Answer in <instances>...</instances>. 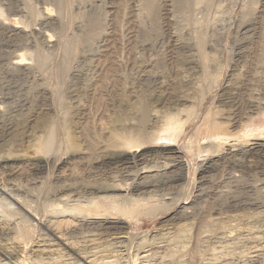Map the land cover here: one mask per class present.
Instances as JSON below:
<instances>
[{
	"label": "rangeland",
	"instance_id": "374dc122",
	"mask_svg": "<svg viewBox=\"0 0 264 264\" xmlns=\"http://www.w3.org/2000/svg\"><path fill=\"white\" fill-rule=\"evenodd\" d=\"M179 1L180 0H158L159 17L155 24L154 20L151 17L152 15H150V13H148L145 8L144 0H61V12L58 9L57 0H0V8L2 9V11L4 10L3 16L0 15V107L2 106V109L0 108V149L8 150L10 146V151L14 149V151H16L15 154L18 153L19 155L22 150V155L26 154L25 156H30V151L31 155H33L32 152L34 150L32 151V148L34 149V147L32 144H34V141L36 139L38 140V137H43V133L41 132L42 127L39 126L40 119L43 118L42 116L47 114L48 116L50 115L49 117L51 119H54L56 121L58 120V122H60V120L63 118L62 114H66V110H68V116L64 117L68 124V132H66L68 137L66 133L62 131L57 135V138L54 142L55 144L53 145V148H51V155L53 158H55V156L58 157V155L62 157L63 155V159L66 160L71 155H73L74 146L76 148L79 147L80 150L83 149L80 147L82 146L81 144L79 146L76 145L77 142H80V140L77 139L80 135L77 134V130L78 126L81 125V123H86L89 120L93 123L96 122L94 124L98 125L97 121H99V123L101 124H104L106 123L105 121H107V123L104 124L105 126L107 125V128L109 127L110 122L112 121L111 119L115 117L116 113L118 114L122 111L125 112L126 110L130 114V112H132V109L130 108V106L128 109L127 106L130 105V103L137 101L138 97H144L145 95L147 99L151 101L158 96L160 97L162 95L164 97L168 95L170 86L175 85V81L183 82L185 80L186 82H191L194 79L195 81L199 80L200 75H197L199 74L198 68H196V65H194V63L192 62L200 55H203V53H205L204 55H212L216 57L218 62L216 63V66L219 64V66H217L219 69H216L223 72V74L218 87L210 89L212 91L208 93V101L205 102L202 111L201 107L199 108L198 115L201 116L200 118L202 119L207 105L209 106L212 101L213 102L211 106L216 108L218 106L217 104H219V101H217V99L222 95V90L228 88L229 84V86L233 85V80L231 81L232 84L230 83V80L232 78V75H234V65L236 63H239V70L237 71L243 72L240 66L244 67L243 64H245L248 58V54H256L258 52L260 53V51L264 53V0H203L202 2H200V4H196V0H187V7L181 6V4H179ZM47 5H52L51 7L54 8L55 15L53 16V18L55 19L51 20L42 17L43 10ZM31 9H34V11L36 13L38 12L37 14L40 15L31 16L29 12ZM250 9H253L250 11V13H254L250 16H247L249 14L248 10ZM14 18H17L22 22V24L20 23V25H23L24 23L23 27L25 26V32L22 33L14 29ZM49 30L50 32L52 31L53 33H55L56 42H53L54 44L47 43L45 39L44 32ZM201 36H204L205 42V44L203 45V49L201 48V51H205H203L202 54L200 53V47L198 48V46H200L198 41ZM64 37L68 38L70 43L69 45L72 47V49H70L71 47L69 48L70 51L68 50V55V52H66L62 44L58 42L61 38ZM38 48H42V50H44V52L48 54V60L46 61L47 63L41 70V67L36 64V57H33L36 53L35 50L37 51ZM21 51H28L31 53L34 52V54H31L27 59L30 65H27V67H22V69H16L12 66L11 62L17 55V53ZM60 66L64 67L63 71L61 70ZM229 88H232V86ZM161 91H163L164 93H162ZM231 91L233 92L235 91V89H232ZM93 95L94 97L96 95H98L99 97L96 96L95 99ZM154 95L156 97H153ZM223 96L225 97V95H222V97ZM224 99H226V97ZM99 103L101 104V107L99 106ZM96 108L98 112L95 110ZM90 109H93L96 112H94L93 110L91 111ZM65 114L64 116H66ZM87 117L91 120H86ZM200 118L196 119L194 122L190 121L189 125L187 126V132L185 133V135H183L178 144L179 147H181L180 152L177 151V153L175 154H166V158H159L157 155H154V157L152 155L151 157V155H148L149 157H146V161L148 159V161L150 162L149 165L154 166L152 167L151 171L144 173L139 177L132 174V171L135 172V165H127V168L125 166H119L117 168H113V170L111 171H101L93 167H88V169L86 170H83L81 168L80 170H78L79 172L75 173V175L73 176H69V171L64 170L66 167L63 169H56L52 168L53 166H51L52 169L51 171H49V175L47 174V177L45 176L46 173L45 175H43L45 177H41L42 175H33L32 173H27L23 176L17 177V179H5V181H0V206L3 205V203L5 206L6 204H8V202L13 203L15 207L20 202V204H22V201H25L24 203L28 204V206L32 203L30 205L31 208L34 207L32 209H34V211L38 213L40 211V213L36 214V212L30 209V206L28 208V210L30 211L28 212L26 206H23V203L22 206L23 209L25 207L26 210L24 209V211H27V216L33 217L32 215H35V220H38L37 217H39V215L41 217L43 216V221L41 222V224L44 222L42 224L43 226L40 224L39 230L37 231V236H34V245L32 244L26 249H21V245L12 238L14 236L11 234L13 231L12 228L17 225V221H19L20 215L9 219L7 218L9 220V225H6V216L5 218H2L1 216L3 215V206L0 207V209L2 210H0V222L2 223V226L5 224V228L3 227L0 233V263L2 264V261L5 260L8 263L5 261L4 264H32L33 262L34 264H44L45 262V264H47L48 260L50 263L53 257H58L59 255L54 254L53 252V254L48 253V255L45 256L47 258H51V260L44 259L46 257L43 256L37 248H39L38 244H41L42 240H47V237L50 233V230L48 228L51 224V220L56 218L54 214H57V212L54 213L52 211V213L47 211L46 213L44 212L43 205L47 202H51L52 204L56 205V203L59 204L62 200V202H66L62 205H67L65 207L71 210L70 206H75V204H78L79 201L80 203H84L87 200L85 202L87 203L90 201V199L92 200L93 197H104L106 195L114 197L117 205L121 204L128 206L127 204L132 203L134 199H145V201L147 202L148 200H152L155 203L161 200L163 202H173L175 205H173L174 207L171 206L172 211L165 210L167 214L163 211V213L157 215L156 217L142 216L141 218H139L141 219V221L139 219L135 220L136 222L133 221L132 223L134 228L131 227L132 223L128 221V225L126 224L127 229L120 230L121 232H115L114 230L108 232V229L104 231L103 229H101V226H98L97 223L102 222V220H105L107 218L110 219V216H108L107 214H105V216L107 217L95 216L96 218H93V216L91 215L89 218V215H87V218H84L85 216L83 215H78L76 216V218H78L77 220L79 227L77 226L75 232L71 231V229L66 230V234L71 231V233L67 234V236L72 238L77 234L81 235V231L95 230V234L98 235V241H100V239L103 237L117 238L111 241L114 245L112 246L117 250V252H111V250L113 251V247L109 246V248L111 247V250H109L110 252H108L107 250L103 254L99 253L98 255H93L96 257H100L101 255H106L107 252L109 254L113 253L114 256L110 259L106 258L104 261L105 263L117 259H119V261H121V259L122 261H124V259L128 260L129 256L131 257L135 253H137L138 256L140 254L141 264H149V262L150 264H152L156 261V259L149 258L144 261L145 257L143 256H150L149 254L154 253L156 247L158 248L156 251L160 252L157 253L155 251V254H157L156 258L158 257V255L159 257L163 255L162 250L165 248L166 251L168 249L170 250V248L173 250V252L175 250L174 256L179 257V255H176V253L178 252L177 250H179V253L177 254H180V252L183 253L188 248H190L191 236H193L192 233H194V225L196 223L194 222L195 220L193 217H189L190 219L178 218L177 213L179 212V215L182 214L187 209L186 207L190 206V210L194 209L193 212L197 213L198 210L200 211L201 207L208 204V193L213 191L214 189L215 194L213 195L212 200L216 198L213 202L218 207L222 206L223 204H225L223 206L232 204V202H234L233 204H236L238 206L239 203H242L244 201L245 202L242 204H244L245 206L241 204L239 206V208H242L241 210L238 208L239 210H231L230 212H226V214L221 213V215L214 214V216H212L213 219L214 217L220 218L219 220H215V223L224 224L223 226L226 225L228 229L232 228L233 235L231 233V236L228 232L226 235L229 236V238H226L227 236L225 235V233L228 229L226 228L227 230L222 232L223 228L225 227L220 230L216 229L217 233L214 234L215 226L213 225L214 231L213 229L211 230L212 232L209 231L211 233L205 237L206 239L204 238V241L202 242L203 245H201L203 251L201 254L202 257H209L208 259H205L204 257L205 260H203L204 262L202 264H262V261L264 262V211H262V209L264 210V203H262L264 201V149L260 150L256 148L255 150L254 145L246 146L241 143L238 144V142L236 144L235 140L231 141L233 144H235V150H233L236 154L232 157L233 161L231 160V162H229L231 164H228L226 166L227 168H224L225 171H220L219 173V165L222 162L221 158H211V161L208 159H201V157L205 158L203 154L204 152H200L202 151L201 149L204 150L203 146L204 142H206V139L205 141L203 140V132L201 131L200 134L199 132H197L198 134L196 133V135H194L195 132L199 129L198 125L200 126V124H202V120ZM77 122H80L79 125ZM193 135L196 136V139L195 137H193ZM75 138L79 141L76 142ZM191 138L196 145L198 144L197 147L199 149H197L196 154L191 150L189 152V150H186L185 147V143H188ZM73 143L75 144L74 146ZM67 144H69V146L72 145L73 147L70 150L65 149V145ZM18 149L20 150L19 152ZM240 150L242 152H240ZM237 152L239 154H237ZM222 154L223 153L220 152L219 156H221ZM156 156L158 159L156 158ZM162 161L168 163V165L164 167ZM191 161L193 162V164L191 163ZM188 165H191V172H188L190 168ZM192 166H196L195 172H193L194 167ZM233 170L235 172H233ZM217 173L220 174L218 177ZM148 174H151V176L149 177ZM192 175L195 176L196 181L194 180L193 182H191L192 180H189L188 182L189 176L190 178H192ZM37 177L38 179H36ZM214 179L216 182L214 181ZM190 182L191 184H189ZM208 183H212L211 186ZM115 185L117 188L115 187ZM213 185H218L220 186V188L214 187ZM155 187L158 188V190ZM175 187H177V189ZM224 187L227 188L226 190H228L232 195L225 196L223 193L222 195H220L221 192L218 191V189H224ZM173 188H175L177 191H175V189ZM144 192L147 194L145 195ZM173 193L175 194V196ZM234 193L238 194L235 195ZM128 196L130 197L127 199ZM175 197L179 199L177 200V198ZM231 197L233 199H231ZM260 198H263V200H261ZM57 199H59L60 202L57 201ZM175 199L179 204L175 203L177 202ZM229 199L232 200L231 203ZM7 200L8 202H6ZM54 201L56 203H53ZM161 201L159 202L162 203ZM190 201L193 202L191 203ZM204 202L206 203L204 204ZM193 203L195 204V206H193ZM200 204H202L203 206H200ZM14 205H12V207ZM38 206L39 208H36ZM31 210L33 212H31ZM253 210L256 215H254V217L251 216L252 219L260 215L262 217H259L257 221H253L255 223H246L245 221H243V216L247 214L250 216ZM245 212L247 214H244ZM65 213L69 214L67 212ZM65 213H61V215H64ZM257 213L259 215H257ZM45 214L50 218H48L47 216L44 217ZM46 217L47 222H45ZM57 217L60 216H58L57 214ZM212 217H208L207 213L206 220H208V223L210 220L209 218ZM48 219L50 221H48ZM116 219H118V217ZM252 219L250 218L249 220ZM260 219L262 220L260 221ZM91 222L93 224H91ZM45 223L47 224V226L49 225L48 228L46 227ZM230 225H232L233 227H230ZM96 228L98 229L97 231ZM45 230L49 231L44 232ZM146 232L147 235H145ZM165 232H167L166 235ZM179 232H183V234L181 233V236H179ZM134 233L135 235L133 236ZM38 234L41 238L38 237ZM44 234L46 235V237ZM141 234L145 235L143 236L146 237L147 243L145 241L146 239L143 236L140 237ZM53 235L54 234L50 233L51 237H48V239H52L51 242L56 243L58 241L60 242V244H63L62 246L64 247H61L63 248L62 251H64L67 247L66 241H64L63 238L60 239L59 237L57 239V237ZM130 235L132 237H130ZM148 235H150L151 238L158 236L160 238V242L157 237L155 239V243H153L154 241L151 240L153 245L150 244L147 246L150 241V236ZM159 235H161L163 239ZM8 236L12 239L8 238ZM137 237L140 239L142 238L141 240H143L144 238V240H138ZM164 237H169L167 239V242L166 239L164 240ZM53 238L56 240L54 241ZM176 238L181 239V242ZM101 240H104V238ZM184 240L187 241L185 242ZM139 241H141V243L143 242V245H145V241L146 245L144 246V248L140 244H137L140 243ZM113 242H116V244H114ZM174 242H177L176 246ZM165 243H167L168 245ZM42 244H44V242H42ZM116 245L120 250L115 247ZM139 246L142 249L137 248ZM36 249L37 252H34V250ZM132 252L134 253L132 254ZM25 256H27L29 259H27V257L25 259ZM36 257H38L36 261L40 259L39 262L35 261ZM215 257L217 259L213 260L215 259ZM67 258L68 255L65 256L66 260ZM93 258L91 257L88 260L81 259V261H79L78 263L91 264L90 260ZM41 259L43 260L42 262H40ZM65 259L62 260L60 264H66L67 262V264H69V261H71V259L67 260V262L65 261ZM28 260H31L32 263Z\"/></svg>",
	"mask_w": 264,
	"mask_h": 264
},
{
	"label": "bare ground",
	"instance_id": "6f19581e",
	"mask_svg": "<svg viewBox=\"0 0 264 264\" xmlns=\"http://www.w3.org/2000/svg\"><path fill=\"white\" fill-rule=\"evenodd\" d=\"M63 1V0H62ZM145 1V8L148 11V13H150V15H152V19L154 20V23L156 24L157 20H158V11H159V3L158 0H144ZM196 4L200 2H202L203 0H196ZM213 1V0H212ZM195 2V1H194ZM193 2V3H194ZM206 3V2H205ZM211 3V2H209ZM57 4H58V9L60 11V8L62 7V3L61 0H57ZM177 4V3H176ZM179 4H181V6L183 7H187L188 5V1L187 0H180ZM49 5V4H48ZM46 6L45 9L43 10L42 13V17H45V19H55L53 18V16L55 15L54 13V8H52L51 6ZM69 6V5H68ZM193 6V5H192ZM191 6V7H192ZM70 7V6H69ZM253 9L248 10L249 14L247 16H250L253 13H250V11ZM4 11V10H3ZM2 11V9L0 8V15L3 16L4 12ZM38 11V10H36ZM58 11V10H57ZM62 11V10H61ZM60 11V12H61ZM188 11V10H187ZM31 16H39L34 9L29 11ZM59 12V13H60ZM72 12V11H71ZM59 15V14H58ZM64 15V14H63ZM6 16V15H5ZM4 16V17H5ZM11 16V15H10ZM263 16V15H262ZM13 17V16H12ZM41 17V16H40ZM253 17V16H252ZM1 19V18H0ZM251 19V18H250ZM5 20V19H4ZM15 22L13 23H9V24H13L14 25V29L18 30L19 32H25V26L23 27V25H20V23L22 24L21 21H19V19L14 18ZM262 20V19H261ZM263 21V20H262ZM59 22V21H58ZM16 23V24H15ZM28 23V22H27ZM7 24V23H6ZM26 25V22H25ZM56 25V24H55ZM13 27V26H12ZM49 27V26H48ZM60 31V30H59ZM21 33V34H22ZM45 39L47 41V43H53L56 42L55 41V33H53L52 31H45ZM39 34V33H38ZM37 35V34H36ZM24 36V35H23ZM33 37V36H32ZM44 38V37H43ZM200 38V37H199ZM198 38V39H199ZM29 39V38H28ZM197 39V41H198ZM26 42V41H25ZM62 44V46L65 48L66 52H68V50L70 51V49H72V47L69 45V40L68 38L64 37L61 38L60 41H58ZM199 45L198 48L200 47V51L203 49V45L205 44L204 42V36H201V38L198 41ZM54 44V43H53ZM72 44V41H71ZM40 45V44H39ZM50 46V45H49ZM36 47V46H35ZM43 47V46H42ZM71 47V48H70ZM22 48V47H21ZM31 48V47H30ZM70 48V49H69ZM202 48V49H201ZM49 49V48H48ZM26 50V49H25ZM204 51V50H203ZM201 51L200 53L202 54ZM35 56H33L35 59H37L36 64H38L41 68L40 70L45 67L46 65V61L48 60V54L44 52V50L41 49H37V51L35 50ZM75 52V51H74ZM205 52V51H204ZM61 53V52H60ZM63 53V52H62ZM72 53V52H71ZM259 53V52H258ZM248 54V58L245 62L244 67L240 66V68H242L243 72L237 71L239 70V63H236L233 67V74L232 78L230 80V83L232 81L233 85L232 88H229L231 86L228 85V88H225L224 90H222V95H225L226 99H224L225 97L222 95L217 99V101H219V104H217L218 106L216 108L212 107V102L211 104L206 108L205 113H203L202 119L200 118L201 116L198 115V111L199 108L201 107V111L203 106L205 105V102H207L208 100V93L212 90V88L214 87H218L219 83L221 82L222 79V74L223 72L219 71L218 67L219 64L216 66L217 59L214 56H209V55H204L205 53H203V55H200L197 59H195L192 63H194V65H196V68H198V72L200 75L199 76V80L195 79L191 82H186L185 80L183 82H176L175 81V85L170 86V91H168V95L166 96H158L156 97L155 95L153 97H156L153 100H149L147 99V97L144 95V97H138L137 101H134L132 103H130V105H128V109L129 106L132 109V112H130V114L125 110L122 111L121 113L119 112L118 114H115V117L113 119H111L112 123L110 122L109 127L106 128V126L104 124L107 123V121H105L106 123L101 124L98 122L97 124H94L96 122H90L89 120L86 123H81V125H79L78 123V133L76 131V133L79 135V137L77 139L80 140V142H77L79 140H77L76 138V142L79 143L76 145L79 146L80 144L83 146H80L81 149L79 147L78 150L77 148L74 146L75 144L73 143V146H69V144L65 145L66 148L65 149H71L72 147L74 148V153L73 155H71L68 159H63V155L62 157L59 156L58 157L55 156V158L52 157V149L53 145L55 144V139L57 138V135L60 134L62 131H64L65 133L68 132V124L66 119H64V117L68 116V110H66V114L63 113V118L60 120V122H58V120H54L51 119L47 114L42 116L43 118L40 119V125L42 128L41 132L43 133V137H38V140L36 139L34 141L33 147L32 148V153L33 155H31V151H30V156H25L26 154L22 155V150L21 153L18 155V153L15 154L16 151H14V149L12 151H10V146L8 150H2L0 149V181H5V179L7 180H12V179H17V177L23 176L27 173H32L33 175H42L41 177H47V174L49 173V171H51L52 168H56V169H63L64 170H68V175L69 176H73L75 175V173L79 172L78 170H80L81 168L83 170L88 169V167H93L95 169H99L101 171L103 170H107V171H111L113 170V168H117L119 166H127V165H135L136 169L135 172L132 171V174H134L135 176H141L144 173H147L149 171L152 170V167L149 165V161L147 159L146 161V157L149 155H157L159 158L161 157H165L166 154H175L177 153V151L180 152V148L179 147V141L182 139L183 135H185V133L187 132V126L189 125L190 121H195L196 119H201L202 124H200V126L198 125V130L195 132L194 135H196L197 132L200 131L203 132V140L206 142H204V150L201 149V152H204V157L201 159H208L211 161V158H216L218 159L221 158L222 162L219 165V173L220 171H225L224 168L228 165L231 164L229 162H231L232 157L236 154L235 153V144H233L231 141H234L244 144L246 146L249 145H254V148L256 150L257 149H264V53H262V51H260V53L258 54ZM33 55V53L28 52V51H21L19 53H17V55L14 57V59L12 60V66L16 69H22V67H27V65H30V63L28 62V57H30V55ZM69 54V52L67 53V55ZM32 57V56H31ZM66 57V56H65ZM30 59V58H29ZM67 60V59H66ZM36 61V60H35ZM63 61V58H62ZM32 64V63H31ZM35 64V65H36ZM107 64V63H106ZM37 65V66H38ZM61 65V64H60ZM47 67V66H46ZM61 67V66H60ZM66 67V66H65ZM99 67V66H98ZM105 67V66H104ZM67 68V67H66ZM218 68V69H216ZM60 69V68H59ZM105 69V68H104ZM221 69V68H220ZM58 70V69H57ZM61 70H64V67H61ZM106 70V69H105ZM8 71V70H7ZM237 71V72H236ZM28 72V71H27ZM66 72V70H65ZM195 73V71H194ZM154 76V75H153ZM148 77V76H147ZM104 78V77H103ZM102 78V79H103ZM196 78V77H195ZM54 83V82H53ZM94 83V82H93ZM231 83V84H232ZM225 84V83H224ZM99 85V84H98ZM97 85V86H98ZM103 85V84H101ZM91 87V86H90ZM95 87V86H94ZM101 87V86H100ZM56 88V87H55ZM47 89V88H46ZM59 89V88H57ZM96 89V88H95ZM168 89V88H167ZM232 89H235V91H231ZM52 91V90H51ZM162 93H164L163 91H161ZM160 92V93H161ZM232 92V93H231ZM57 93V92H56ZM95 93V92H94ZM93 94V93H92ZM98 94V93H96ZM159 94V93H158ZM58 95V94H57ZM90 96V95H89ZM98 96V95H96ZM96 96L93 97L96 99ZM210 96V95H209ZM92 97V98H93ZM99 97V96H98ZM62 98V97H61ZM93 98V99H94ZM149 98V96H148ZM92 99V100H93ZM100 99V98H99ZM98 99V100H99ZM174 99V100H173ZM123 100V99H122ZM130 100V99H129ZM95 101V100H94ZM93 101V102H94ZM102 101V98H101ZM104 101V100H103ZM106 101V100H105ZM90 103V102H89ZM101 103V102H100ZM99 103V106L101 107V104ZM218 103V102H217ZM96 104V103H95ZM98 104V103H97ZM129 104V103H128ZM105 105V104H104ZM103 105V106H104ZM216 105V104H215ZM64 106V105H63ZM98 106V105H97ZM118 106V105H117ZM122 106V105H121ZM125 106V105H124ZM2 107V106H1ZM0 107V108H1ZM65 107V106H64ZM95 107V106H94ZM126 107V106H125ZM66 108V107H65ZM99 108V107H98ZM122 108V107H121ZM2 109V108H1ZM105 109V108H104ZM110 109V108H109ZM91 110V109H90ZM93 110V109H92ZM91 110V111H92ZM97 111V108L95 109ZM90 111V113H91ZM94 111V110H93ZM94 111V112H96ZM101 111V110H100ZM108 111V110H107ZM115 111V110H114ZM203 111V112H204ZM5 112V111H4ZM98 112V111H97ZM104 112V111H103ZM70 113V112H69ZM60 114V113H59ZM64 114L66 116H64ZM100 115V114H99ZM132 115V116H131ZM94 116V115H93ZM102 116V115H101ZM62 117V116H61ZM89 117V116H88ZM86 118L90 119V118ZM103 117V116H102ZM110 117V116H108ZM71 118V117H70ZM100 119V118H99ZM65 120V121H64ZM91 120V119H90ZM98 120V118H97ZM11 121V120H10ZM19 121V120H18ZM72 121V119H71ZM103 121V120H102ZM14 122V121H13ZM101 122V121H100ZM192 122V123H193ZM75 123V122H74ZM191 123V124H192ZM197 123V122H196ZM6 125V124H5ZM77 125V124H76ZM73 126V125H72ZM76 128V127H75ZM73 129V128H72ZM191 132V131H190ZM20 134V133H19ZM69 134V133H68ZM198 134V133H197ZM15 135V134H14ZM13 135V137H14ZM67 135V133H66ZM196 139V136H194ZM17 136V135H16ZM29 136V135H28ZM3 137V136H2ZM36 137V138H37ZM68 137V135H67ZM192 137V138H193ZM200 137V136H199ZM17 138V137H16ZM70 138V137H69ZM190 139V141L186 144V150L188 149L189 152L190 150L193 151V153L196 154L197 149H199L197 147V145L192 141L193 139ZM3 139V138H2ZM35 139V138H34ZM65 139V138H64ZM74 139V138H73ZM194 139V141H195ZM202 139V138H201ZM186 140V139H185ZM7 141V140H6ZM5 141V142H6ZM10 141V140H8ZM67 141V138H66ZM234 142V143H235ZM3 143V142H2ZM201 143V142H200ZM233 145H232V144ZM1 145V144H0ZM3 145V144H2ZM7 145V144H6ZM202 145V144H201ZM13 146V144H12ZM11 146V147H12ZM200 146V145H199ZM237 146V145H236ZM241 146V145H240ZM32 147V146H31ZM184 147V148H185ZM76 148V149H75ZM16 149V148H15ZM234 149V150H233ZM241 149V148H240ZM17 150V149H16ZM31 150V149H30ZM239 150V149H238ZM3 151V153H2ZM20 150L18 149V152ZM76 151V152H75ZM200 151V150H199ZM222 152L223 154L221 156H219V153ZM240 152H242L240 150ZM244 152V151H243ZM71 153V151H70ZM69 154V153H68ZM180 154V153H179ZM202 154V155H203ZM237 154H239L237 152ZM148 156V157H149ZM156 156V158H157ZM169 156V155H167ZM173 156V155H172ZM192 156V155H191ZM171 157V156H170ZM175 157V156H174ZM193 157V156H192ZM166 158V157H165ZM199 158V157H198ZM158 159V158H157ZM200 159V160H201ZM174 160V159H173ZM202 160V161H204ZM157 161V160H156ZM188 161V160H187ZM233 161V160H232ZM159 162V161H158ZM163 162V166L166 167L168 165V163ZM181 163V162H180ZM191 163L193 164V162L191 161ZM198 163V162H197ZM162 164V163H161ZM179 164V163H178ZM182 164V163H181ZM190 164V163H189ZM218 164V163H217ZM68 165V166H67ZM174 165V164H173ZM195 165V164H194ZM201 165V164H200ZM199 165V166H200ZM51 166H53L51 168ZM180 166V165H179ZM189 171L191 172V165H188ZM233 166V165H232ZM237 166V165H236ZM130 167V166H129ZM128 167V168H129ZM160 167V166H159ZM194 167V166H192ZM198 167V166H197ZM231 167V166H230ZM235 167V164H234ZM233 167V168H234ZM122 168V167H121ZM127 168V167H126ZM125 168V169H126ZM168 168V167H167ZM195 168L193 172H195ZM227 168V167H226ZM50 169V170H49ZM156 169V168H155ZM171 169V168H169ZM168 169V170H169ZM176 169V168H175ZM174 169V170H175ZM217 170V169H216ZM236 170V167H235ZM98 171V170H97ZM56 172V171H55ZM221 172V173H222ZM233 172H235L233 170ZM46 173V175H45ZM237 173V172H236ZM98 174V173H97ZM193 174V173H192ZM218 174V173H217ZM45 175V176H43ZM49 175V174H48ZM133 175V176H134ZM149 177L151 176V174H148ZM194 175V174H193ZM192 175V178L188 179L191 182H193L195 180V176ZM214 175V174H213ZM220 174L217 175V177ZM238 175V174H237ZM52 176V175H51ZM215 176V175H214ZM236 176V175H235ZM131 177V175H130ZM239 177V176H238ZM212 178V176H211ZM216 178V177H214ZM220 178V177H219ZM222 178V175H221ZM38 179V177L36 178ZM106 179V178H105ZM182 179V178H181ZM180 179V180H181ZM210 179V178H209ZM218 179V178H217ZM213 180V179H212ZM220 180V179H219ZM218 180V181H219ZM237 180V179H236ZM253 180V179H252ZM196 181V180H195ZM215 181V179H214ZM213 181V182H214ZM221 181V180H220ZM41 182V181H40ZM123 182V181H122ZM176 182V181H175ZM174 182V183H175ZM182 182V181H180ZM191 182L189 184H191ZM216 182V181H215ZM4 183V182H3ZM39 183V182H38ZM179 183V182H177ZM176 183V184H177ZM2 184V183H1ZM170 184V183H168ZM188 184V183H187ZM193 184V183H192ZM211 184L212 183H208ZM216 184V183H214ZM260 184V183H259ZM123 185V184H122ZM194 185V184H193ZM219 185V184H218ZM218 185H213L214 187H218L220 188V186ZM263 185V184H262ZM1 186V185H0ZM91 186V184H90ZM124 186V185H123ZM187 186V185H186ZM209 186V185H208ZM222 186V184H221ZM237 186V185H236ZM43 187V186H42ZM114 187V186H113ZM116 187V185H115ZM180 187V186H179ZM182 187V186H181ZM230 187V186H229ZM238 187V186H237ZM89 188V187H88ZM110 188V187H109ZM117 188V187H116ZM122 188V187H121ZM120 188V189H121ZM156 188V187H155ZM164 188V187H163ZM170 188V187H168ZM177 189V187H175ZM173 188V189H175ZM211 188V187H210ZM213 188V187H212ZM223 188V187H222ZM51 189V188H50ZM91 189V188H90ZM107 189V188H106ZM105 189V190H106ZM114 189V188H113ZM134 189V188H133ZM153 189V188H152ZM158 190V188H156ZM175 189V191H177ZM182 189V188H181ZM180 189V190H181ZM209 189V188H208ZM225 189V190H224ZM224 189H218V191L221 192L220 195H222V193L225 196H229L232 195L230 194V192L228 190H226L227 188L224 187ZM264 189V188H263ZM77 190V189H76ZM211 190V189H210ZM52 191V190H51ZM80 191V190H79ZM92 191V190H91ZM232 191V190H230ZM235 191V190H234ZM233 191V192H234ZM240 191V190H239ZM95 192V191H94ZM141 192V191H140ZM232 192V193H233ZM48 193V191H47ZM54 193V192H53ZM145 193V192H144ZM153 193V192H152ZM163 193V192H162ZM167 193V192H166ZM218 193V192H216ZM240 193V192H239ZM37 194V193H36ZM79 194V193H78ZM93 194V192H92ZM147 193H145L146 195ZM169 194V193H168ZM174 194V193H173ZM178 194V193H177ZM215 194V191L213 189V191L208 193L207 196V202L208 204H206V206H203L202 204H200V206H203L200 208V211L198 210L197 213L193 212L194 209L190 210V207H186L187 209L182 213V214H178V218L181 219H190V218H194V222L196 223L194 226V233L193 236H191V246L190 248H186L187 250L185 252L184 248H183V253L180 252L179 250H177L176 255H179V257H175L174 256V252L173 250L170 248V250L166 251L165 249H163V255H161L159 257L156 258L155 251L158 249L156 247L154 253L149 254L150 256H143L145 257L144 261L147 259H156V261L152 264H202L207 257H202V242L204 241V238L206 236H208L213 229V225L215 226V231L213 229V231L215 232L214 234L217 233L216 229L220 230L223 227V231H226L228 228L225 226H223L224 224H220V223H215V220H219L220 218H215L213 219L212 216H214V214H220L221 213H225L226 212H230L231 210H236L239 208V206L244 203H239V205L237 206L236 204H233L234 202H232V204L223 206L225 204H221L222 206L218 207L213 201L216 199L212 200L213 195ZM235 194V193H234ZM238 194V193H237ZM235 194V195H237ZM98 195V194H97ZM134 195V194H133ZM154 195V194H153ZM180 195V194H179ZM187 195V194H186ZM115 196V195H114ZM132 196V195H131ZM152 196V194H151ZM150 196V197H151ZM175 196V194H174ZM173 196V198H174ZM177 196V195H176ZM224 196V197H225ZM249 196V195H248ZM68 197V196H67ZM89 197V196H88ZM96 197V196H95ZM116 197V196H115ZM130 196L127 197V199ZM133 197V196H132ZM145 197V196H144ZM143 197V198H144ZM163 197V196H162ZM170 197V196H169ZM179 197V196H178ZM190 197V196H189ZM216 197V196H215ZM218 197V196H217ZM239 197V196H238ZM237 197V198H238ZM241 197V195H240ZM244 197V196H243ZM1 198V197H0ZM177 198V197H175ZM230 198V197H229ZM236 198V199H237ZM7 199V198H5ZM37 199V198H36ZM65 199V198H64ZM126 199V198H125ZM156 199V198H155ZM164 199V198H162ZM169 199V198H168ZM172 199V198H171ZM179 198H177L178 200ZM223 199V198H222ZM226 199V198H224ZM231 199H233L231 197ZM252 199V198H251ZM261 199V198H260ZM9 200V199H8ZM8 200L6 202H8ZM49 200V199H48ZM61 200V197H60ZM59 199H57V201L60 202ZM67 200V199H66ZM154 200V199H153ZM174 200V199H173ZM176 200V199H175ZM176 200V201H177ZM188 200V199H185ZM206 200V199H205ZM243 200V199H242ZM263 200V198L261 199ZM1 201V199H0ZM79 201V200H78ZM87 201V200H86ZM85 201V202H86ZM89 201V200H88ZM132 201V199H131ZM161 201V200H159ZM159 201H157L156 203L153 202L152 200H148L145 201V199H134L132 201V203L127 204L128 206L125 205H117L116 204V200L114 197L112 196H98L97 198H92V200L90 199L89 202L85 203H79L75 204V206H70L71 210L65 206H63V203L66 202H61L58 204L55 201L53 203L55 204H49L48 202L46 204H44L43 209L44 212L47 213V211L49 212H57V214L54 216H56L55 219L51 220V224L48 228L47 224L46 227L50 230V233L54 234L57 239L58 237L60 239L63 238L64 241H66V248L64 251L62 247L63 244H60V242H51L52 239H48L47 240H42V242H44V244H38L37 248L40 253L45 256L51 254L52 252L54 254L59 255L58 257L55 256L53 257L52 261L49 263V260L47 262V264H60V262L62 260L65 259V256L68 255L67 260L69 261V264H77L79 261H81V259H90L91 257L93 259L90 260L91 264H141L140 262V254L138 256L137 253H135L133 256H129L128 260L119 261V259L114 260V261H109V262H104L106 258H111L114 256V251L117 252L116 249H114V245L112 244L111 241L117 239V238H107V237H103L104 240H101L103 238L100 239V241H98V235L95 234V230L93 231H79L81 233V235H75V237L72 234V238L67 236V234L71 233V231L75 232V229L77 228L78 224V218H76V216H85L84 218H88L91 216H93V218H96L95 216H105V214H107L108 216H110V219H105L102 220V222L97 223L98 226H101V229L105 230H109L108 232H110L111 230L116 231H120V230H124L127 229L126 224L128 223V221H130V223H132L135 220H138L139 218H141L142 216H148V217H156L157 215L163 213V211L165 212V210L167 211H172V207H174L173 205H175L171 200L172 203L169 202H163L160 203ZM230 203L232 200H230ZM235 201V199H234ZM237 201V200H236ZM251 201V200H250ZM3 202V201H2ZM5 202V204H6ZM20 202V201H18ZM25 202V201H24ZM22 201V204H18L15 205L13 203H9L6 204L4 206L1 205L0 207H2L3 210V215L2 218L6 216V219L8 218H13V217H17L20 215L19 217V221H17V225H15L12 229V235L14 237H12L17 243H19L21 245V249H26L28 248V246L30 245H34V241H35V235L37 236V231L39 230L40 224L43 221V216L41 217L39 215V217H37L38 220H35L36 217H34L35 215H32L33 217L27 216L26 212L23 209V206H26L27 210L29 208V206L32 204H30L29 202V206L28 204L24 203ZM45 202V201H44ZM137 202V203H135ZM191 202V201H190ZM193 202V201H192ZM191 202V203H192ZM226 202V200H225ZM241 202V200H240ZM254 202V201H252ZM251 202V203H252ZM262 202V201H261ZM24 203V205H23ZM68 203V201H67ZM127 203V202H126ZM175 203H178L175 202ZM184 203V202H183ZM206 202H204L205 204ZM228 203V201H227ZM226 203V204H227ZM250 203V202H249ZM264 203V201L262 202ZM179 204V203H178ZM194 204V203H193ZM246 204V203H245ZM248 204V203H247ZM260 204V203H259ZM12 205H14L12 207ZM19 205H23L22 207ZM71 205V204H70ZM177 205V204H176ZM244 205V204H242ZM255 205V204H254ZM262 205V204H261ZM259 205V206H261ZM195 206V204L193 205ZM245 206V205H244ZM73 207V208H72ZM75 207V208H74ZM185 207V206H184ZM247 207V206H246ZM34 208V207H32ZM30 206V209H32ZM36 208H39L36 207ZM35 208V209H36ZM171 208V209H170ZM189 208V209H188ZM195 208V207H194ZM261 208V207H260ZM175 209V208H173ZM240 210L242 209L241 207L239 208ZM238 209V210H239ZM246 209V208H245ZM256 209V208H255ZM254 209V210H255ZM1 210V209H0ZM1 210V211H2ZM26 210V209H25ZM34 211V209H32ZM31 210V212H33ZM41 210V209H40ZM190 212H188V211ZM251 212L250 216L245 212L244 215L242 214L243 218L242 220L245 221L246 223H252L253 221H257L260 216H256L255 218L252 219V217H254V215H256V213ZM261 210V209H260ZM257 210V211H260ZM0 211V212H1ZM30 210H28L29 212ZM192 211V212H191ZM262 211H264L262 209ZM30 212V213H31ZM36 212V211H34ZM43 212V211H42ZM48 212V213H49ZM52 212V213H53ZM65 212L69 213L66 214ZM38 212H36L37 214ZM40 213V211H39ZM38 213V214H39ZM61 213H65L64 215ZM167 214V212H165ZM170 213V212H169ZM208 213V217H212L209 218V223L208 220H206V216ZM260 213V212H259ZM2 214V213H1ZM29 214V213H28ZM32 214V213H31ZM60 214V215H59ZM237 214V213H236ZM50 215V214H49ZM53 215V214H51ZM238 215V214H237ZM257 215H259L257 213ZM38 216V215H36ZM47 216L46 214L44 215V217ZM163 216V215H162ZM175 216V215H174ZM240 216V215H239ZM252 216V217H251ZM48 217V216H47ZM47 217H46V221L47 222ZM52 217V216H51ZM107 217V216H105ZM118 217L121 219H116ZM190 217V218H189ZM50 218V217H48ZM99 218V217H98ZM229 218V217H228ZM241 218V217H240ZM252 220H249V219ZM7 219V223H5L6 225L8 224V220ZM16 219V218H15ZM101 219V218H100ZM212 219V222H211ZM226 219V218H225ZM13 220V219H12ZM141 221V219H139ZM238 220V219H237ZM262 219H260L261 221ZM48 221H50L48 219ZM101 221V220H100ZM222 221V219H221ZM219 221V222H221ZM235 221V220H234ZM93 222V221H92ZM91 222V224H93ZM95 222V221H94ZM136 222V221H135ZM231 222V221H230ZM44 223V222H43ZM42 223V224H43ZM255 223V222H253ZM258 223V222H257ZM5 224L2 226V223L0 222V233L1 230L3 229V227L5 226ZM41 224V225H42ZM44 224V225H45ZM141 224V223H140ZM220 224V225H218ZM230 224V223H229ZM228 224V225H229ZM9 225V224H8ZM128 225V224H127ZM246 225V224H245ZM43 226V225H42ZM232 225H230L231 227ZM252 226V225H249ZM10 227V226H9ZM45 227V226H44ZM79 227V226H78ZM85 227V226H84ZM88 227V226H87ZM91 227V226H90ZM96 227V226H95ZM131 227L134 228L133 223L131 224ZM181 227V226H180ZM184 227V226H183ZM233 227V226H232ZM235 227V226H234ZM247 227V226H246ZM5 228V227H4ZM8 228V227H7ZM10 228V229H11ZM83 228V227H82ZM130 228V227H129ZM187 228V227H186ZM227 228V229H226ZM257 228V227H256ZM11 229V230H12ZM70 232H68L67 234L65 233L66 230H70ZM79 229V228H78ZM81 229V228H80ZM84 229V228H83ZM225 229V230H224ZM235 229V228H234ZM48 230V231H49ZM82 230V229H81ZM98 229L96 228V231ZM190 230V229H189ZM249 230V229H248ZM251 230V229H250ZM47 230H45L44 232H46ZM47 231V232H48ZM78 231V230H77ZM164 231V230H163ZM162 231V232H163ZM167 231V230H166ZM182 231V230H181ZM211 231V232H209ZM42 232V231H40ZM67 232V231H66ZM72 232V233H74ZM88 232V233H85ZM103 232V231H102ZM121 232V231H120ZM229 232V234L233 235V231L232 228L228 229L227 232L225 233V235ZM263 232V231H262ZM79 233V234H80ZM114 233V232H113ZM136 233V232H135ZM135 233L133 234V236L135 235ZM139 233V232H138ZM167 232H165L166 235ZM169 233V231H168ZM181 236V233L183 234V232H179ZM186 233V232H185ZM221 233V232H220ZM255 233V232H254ZM40 234V233H39ZM38 234V237H40ZM161 234V233H159ZM213 234V233H212ZM247 234V232H246ZM10 235V236H12ZM45 235V234H44ZM48 235V233H47ZM53 235V236H54ZM66 235V236H65ZM108 235V234H107ZM106 235V236H107ZM132 235V234H131ZM130 235V237H132ZM140 235V234H138ZM144 235V234H143ZM141 234L140 237L143 236ZM147 235V232L146 234ZM144 235V236H145ZM158 235V234H157ZM186 235V234H185ZM221 235V234H220ZM231 235V236H232ZM242 235V234H241ZM52 236V237H53ZM113 236V235H112ZM143 236V237H144ZM150 236V235H148ZM155 236V235H154ZM161 237V235H159ZM163 236V234H162ZM188 236V235H187ZM222 236V235H221ZM227 236V235H226ZM46 237V235H45ZM139 237V236H138ZM137 237V238H138ZM153 237V235H152ZM158 237V236H157ZM157 237H153L149 238V244L155 243V239ZM178 237V236H177ZM264 237V236H263ZM8 238H10L8 236ZM10 238V239H12ZM41 238V237H40ZM75 238V239H73ZM134 238V237H133ZM146 239V237H144ZM143 238V240H144ZM162 238V237H161ZM169 238V237H168ZM166 237H164V240L167 239ZM182 238V237H181ZM186 238V237H185ZM183 238V239H185ZM189 238V237H187ZM226 238H229V236H227ZM142 239V238H141ZM140 238H138V240H141ZM160 238L158 237V240ZM163 239V238H162ZM178 239V238H176ZM182 239V240H183ZM206 239V238H205ZM231 239V238H230ZM235 239V238H234ZM9 240V239H8ZM13 240V241H14ZM53 240L55 241L56 239L53 238ZM77 240V241H76ZM141 240V241H143ZM151 240H153L154 242L152 243ZM179 241L181 239H178ZM176 240V241H178ZM190 240V239H187ZM186 240V241H187ZM63 241V242H64ZM76 241V242H75ZM141 241H139L141 246L146 245L147 243V239L144 241L143 245L141 243ZM172 241V240H171ZM174 241V238H173ZM185 241V240H184ZM185 241V242H186ZM220 241V240H219ZM241 241V240H240ZM34 242V243H33ZM62 242V241H61ZM118 242V241H117ZM122 242V241H121ZM151 242V243H150ZM160 242V240H159ZM163 242V241H161ZM169 242V241H168ZM181 242V241H180ZM207 242V241H205ZM114 243V242H113ZM175 246L177 242H174ZM36 244V245H37ZM116 244V242L114 243ZM167 244V243H165ZM182 244V243H181ZM180 244V245H181ZM187 244V243H186ZM219 244V243H218ZM230 244V243H229ZM18 245V244H17ZM113 245V246H112ZM118 245V244H117ZM117 245L115 246L117 248ZM136 245V244H135ZM155 245V244H154ZM168 245V244H167ZM178 245V244H177ZM184 245V244H183ZM227 245V244H226ZM62 246V247H61ZM109 246L113 247V251L109 248ZM125 246V245H124ZM138 246V245H137ZM156 246V245H155ZM216 246V245H215ZM234 246V245H233ZM32 247V246H31ZM119 247V246H118ZM152 247V246H151ZM165 247V246H163ZM170 247V246H169ZM182 247V246H181ZM228 247V246H227ZM30 248V247H29ZM137 248H141L140 246ZM160 248V247H159ZM168 248V247H167ZM231 248V247H230ZM37 249L34 250V252H37ZM119 249V248H117ZM142 249V248H141ZM161 249V248H160ZM214 249V248H213ZM220 249V248H219ZM108 250V252H110L109 250H111V254H109L107 252L106 255H101L100 257H96L93 255H98L99 253H104ZM120 250V249H119ZM140 250V249H139ZM146 250V249H145ZM144 250V251H145ZM150 250V249H148ZM153 250V248H152ZM223 250V249H222ZM227 250V249H226ZM244 250V249H243ZM22 251V250H21ZM20 251V252H21ZM181 251V250H180ZM210 251V249H209ZM213 251V250H212ZM211 251V252H212ZM248 251V250H247ZM139 252V251H138ZM157 252V251H156ZM226 252V251H225ZM231 252V251H230ZM52 253V254H53ZM131 253V252H130ZM134 252H132L133 254ZM157 253H160L159 251ZM224 253V252H223ZM222 253V254H223ZM237 253V252H236ZM39 254V253H38ZM212 254V253H211ZM244 254V253H243ZM22 255V254H21ZM34 255V254H33ZM40 255V254H39ZM129 255V254H128ZM210 255V254H209ZM225 255V254H224ZM263 255V253H262ZM28 256V255H27ZM25 256V259L26 257ZM30 256V255H29ZM37 256V255H35ZM34 256V257H35ZM41 256V255H40ZM42 256V257H43ZM213 256V255H212ZM232 256V253H231ZM39 257V256H38ZM35 258L36 259L38 258ZM46 257V256H45ZM125 257V256H123ZM142 257V256H141ZM142 257V258H143ZM219 257V256H218ZM223 257V256H221ZM226 257V256H225ZM234 257V256H233ZM232 257V258H233ZM44 258V257H43ZM42 258V259H43ZM127 258V257H126ZM209 258V257H208ZM207 258V259H208ZM18 259V258H17ZM27 259H29L27 257ZM31 259V257H30ZM41 259L40 262H42L44 259H50L51 258H44L43 260ZM73 259V260H72ZM217 258L215 257L216 260ZM244 259V258H243ZM19 260V259H18ZM34 260V259H33ZM40 260V259H39ZM39 260H37L39 262ZM67 260L65 259V261L67 262ZM100 260V262H99ZM222 260V259H221ZM261 260V259H260ZM264 260V258H263ZM6 261V260H5ZM5 261H2L4 264ZM31 262V260H28ZM36 261V262H37ZM45 261V260H44ZM143 261V262H144ZM150 261V260H149ZM154 261V260H153ZM7 262V261H6ZM19 262V261H18ZM35 262V263H36ZM152 262V261H151ZM8 263V262H7ZM17 263V262H16ZM32 263V262H31ZM46 263V262H45ZM44 263V264H45ZM68 263V262H67ZM66 263V264H67ZM209 263V262H208ZM221 263V262H220ZM244 263V262H243ZM1 264V263H0ZM18 264V263H17ZM34 264V262L32 263ZM38 264V263H37ZM40 264V263H39ZM43 264V263H42ZM80 264V263H78ZM84 264V263H82ZM86 264V263H85ZM147 264V263H146ZM150 264V262H149ZM262 264H264V262L262 261Z\"/></svg>",
	"mask_w": 264,
	"mask_h": 264
}]
</instances>
